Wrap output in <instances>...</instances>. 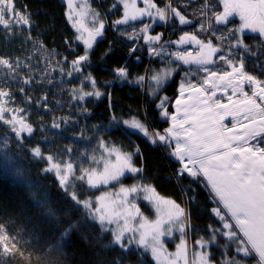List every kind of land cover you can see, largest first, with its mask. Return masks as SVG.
Here are the masks:
<instances>
[{
  "label": "trees",
  "instance_id": "obj_1",
  "mask_svg": "<svg viewBox=\"0 0 264 264\" xmlns=\"http://www.w3.org/2000/svg\"><path fill=\"white\" fill-rule=\"evenodd\" d=\"M88 1L94 13H98L104 23L103 35L88 50V63L81 68V72L77 73L75 78L64 85L63 80L52 81V77L46 76L44 92L51 96L59 95L58 98H61L66 90L67 100L70 97V95L68 97V84H70L79 88L78 93L99 90L104 95L99 98L94 95L85 96L83 100L76 102L78 107L89 113L84 115L89 116L85 122L89 128L78 126L82 129L83 141L65 139L58 142L55 139L46 142L43 148L45 160L50 154L58 159L61 158L64 163H76L77 175H81L82 168L88 169L93 165L87 157L91 151L97 157L101 140L105 141L109 148L122 147L126 152L139 147V153L134 156L133 163L143 171L128 177L133 182L139 180L140 182L136 183L155 189V192H152L153 205L156 199L171 200L185 209L187 214L185 223L188 226L185 228L184 237L190 245H195L201 237L208 239L211 234L209 226L222 229V222L212 212L216 207V201L211 198L210 190L205 186L202 177L194 178L184 173L182 179L177 178L181 165L171 155L173 149L169 147V141L161 143L158 137H155L157 142L152 143V140L143 134H126L122 129L114 130V127H108L109 123H116L111 122L113 117L118 121L137 118L146 125L149 134L150 132L166 134L164 131L169 124L167 118L161 116L162 110L157 105L166 96L168 98L166 106L170 109V103L176 97L180 83L187 80L200 83L196 79L194 64L176 62L174 59L171 64L176 67L173 77L167 79L160 90L153 94L157 85L149 78L158 73L164 63L159 57L149 59L144 47L146 33L136 31L138 21L114 26V22L123 17L122 5L117 0ZM19 2L28 7L29 12H34V8L40 9L35 19L42 23L37 27L43 31L45 43L42 47L34 44L29 46L27 55L31 61L37 56H42L45 58V65L53 67L58 63L61 65L66 58L75 60L84 54L83 45L78 43V40L73 50H69L68 45L65 44V40L73 36V30L64 16L66 6L63 0H19ZM212 2L217 4L219 10L218 0ZM203 3L204 0H171V6L178 8L191 21L190 25H181L177 18L175 19L177 25L169 24L164 29L159 24L162 22L158 18L151 20L154 22L147 19L148 22L143 21V24L154 23L149 30V36L162 35V41L173 42L167 44V51L177 47V43L174 42L178 41L185 32L196 34L197 38L205 43L209 39L215 42L216 38L210 30L198 31L199 23L203 18L199 10ZM114 4H117V7L114 8ZM158 5L161 6L159 3ZM211 22L214 26L224 28L223 31L235 26V23H228L226 26L217 24L214 18ZM213 25V30H216ZM129 36L133 38L129 39ZM50 38H53V42L48 41ZM0 40L5 41L3 35H0ZM256 40L259 42H254ZM243 42L250 46V52H245L239 47L229 49L227 40L223 43H215L218 44L216 47L223 48L225 52L234 53L237 64L243 57L244 71L255 76L259 81H264V47L261 46V38L251 36L250 39L243 38ZM69 45H72L71 40ZM186 45L188 51L190 48L192 55H195L194 44ZM119 67L128 70L126 80L116 77L113 70ZM223 71L230 72L231 68L225 67ZM89 74L91 79L95 80V85L91 80L85 79ZM141 76L145 77L144 81L135 82ZM129 81L133 82L129 83ZM65 107L66 105L63 106L64 109ZM99 123L108 127L105 133L95 129L96 124ZM90 124H94L93 128ZM89 131L95 132V135H87ZM256 141L264 147V139L260 137ZM65 150L67 152H63ZM11 156L16 161L14 152ZM45 160L43 167L39 162L20 164L24 168V174L17 183H12L0 175V225L4 226L3 235L9 238L11 245L8 253L5 254V246L0 244V264H114V262L115 264H156L148 254L139 251L135 245H132L129 251H124L118 245L112 244L111 230L107 227L102 229L98 220L88 217L87 210L73 201L70 192L60 186L56 175L52 171L44 170ZM75 177L73 181L82 189L79 199L83 200L87 198L89 192L83 190L84 183ZM122 182L125 180L120 184ZM140 207L144 209L146 216L159 218L155 206L149 210L147 205L140 203ZM48 208L55 212V216L48 214L46 211ZM77 222L79 226L67 238L61 240V233L68 229L70 224ZM181 237V232L177 230L174 240L179 242ZM165 242L170 243L169 240ZM226 242H228L226 237L218 236V244L214 243L213 247H210L214 264L227 259L235 252V245L229 248L223 247ZM13 247L16 251H13ZM257 259L254 254L244 258L246 264H255Z\"/></svg>",
  "mask_w": 264,
  "mask_h": 264
},
{
  "label": "snow or ice",
  "instance_id": "obj_2",
  "mask_svg": "<svg viewBox=\"0 0 264 264\" xmlns=\"http://www.w3.org/2000/svg\"><path fill=\"white\" fill-rule=\"evenodd\" d=\"M118 2L123 3L125 12L123 19L115 21L114 26L125 24L129 19H137V15H129V5L125 0H118ZM87 3L88 0H83L81 3L82 12L79 15L86 14L83 9L87 6ZM145 4V9L136 10L140 15H148L153 20L158 18L159 21L164 23L175 17L181 25L191 24V21L178 8L171 6V0H168L164 8L157 7L153 0H145ZM218 4L222 6L223 11L217 10V4H214L212 0H204L199 12L201 17L205 19L200 25L199 32L209 31L212 28L210 21L213 18L217 24L226 25V23L230 22L229 17L237 14L241 21L239 27L220 31L219 36H216V32L213 31L212 35L215 36L216 40L220 43L227 40L229 49L239 47L245 52H250V46L244 44L243 40L238 38L243 30L250 29L252 32H259L261 46L264 47V0H218ZM113 7H117V4H114ZM132 7L135 8V0H132ZM69 8V18L73 19L71 0H69ZM152 9H155L154 13L151 11ZM96 19H99L98 13L94 15V20ZM14 23L30 24V14H26V8L23 12L17 10L14 0H0V25H3L6 30H10ZM205 23L208 24L207 28ZM103 28L104 23L101 21L100 26L94 28V30L89 31L87 28L77 29L81 32V35L77 36L76 39L83 41L85 53L72 61V71L80 72L81 68L87 65L89 60L88 50L93 47V41L102 35ZM150 28V24H145L140 32L142 34L147 33ZM84 32H87L86 37L83 34ZM132 38V36H129V39ZM161 38V35L155 37L144 35V40L149 45V55H159L164 51L163 44L159 49L154 47V43L160 41ZM234 38L235 43H233ZM174 43L181 45L194 44L199 48L195 55H192L191 51H177L169 53V55L174 56L176 60L185 64L198 65L201 71L208 73L211 79H205L203 85L211 86L213 90L211 95L207 94L209 89L190 84L188 85L189 93H196L197 95L193 96L190 94L187 100L182 99L181 97L185 94V85L182 83L181 96L175 102L178 114L170 117L172 124L170 128L165 129L166 134L164 135L153 133L149 136L145 124L136 118L120 122L116 117H113V121H116L114 130H120L124 126L134 133H142L144 136L149 137L152 143L157 142L155 137H158L161 143L168 142L170 139L174 140L176 146L171 155L182 165L181 169L178 170L177 178L182 179L185 172L190 177L204 178L206 181L205 186L210 189L211 198L223 206L222 208L215 207L212 209L215 216L222 222V229L210 225L211 234L209 238L201 237L196 243L207 249L210 244H218V236H224L230 243L226 242L223 247L229 248L231 245H235L233 254L229 255L227 259L215 262V264H246L244 258L250 257L253 253L258 257L256 264H264V147L249 143V141L255 140L257 137L264 139V81H259L255 76L246 73L244 71V58L241 57L237 64L234 60L235 54L228 51L219 55L218 58L230 67L231 71H226L219 75L218 80L220 83H217L215 78H217L218 74L211 72L206 66L214 64L215 61L212 60V55L222 52L223 49L214 46L212 39L205 43L203 40L198 39L196 34L187 32ZM253 55L255 54L253 53ZM0 64L6 65L15 71L12 63L7 59L0 57ZM113 71L117 78L127 79L128 70L125 67L115 68ZM173 71L174 69L171 68H163L151 76L150 79L157 85L153 94L160 90L165 81L171 77ZM71 74L72 72H69V75ZM233 77H235V80H233ZM85 79L91 80L93 85L96 83L95 80L91 79V74ZM144 79L145 77L141 76L135 82H143ZM28 82V80L25 81V83ZM131 82L133 81H129V83ZM245 82L250 86H256L251 96L244 92L243 85ZM221 88L224 90L231 88L234 95L239 93L243 98L233 101L230 96L229 104L220 103L218 100L213 102L215 92ZM9 95L10 93L0 90V101H2L3 97ZM93 95L99 98L104 94L99 90L87 93L82 92L79 98L83 100L85 96ZM73 98L75 99L76 97L73 96ZM167 102L168 98L163 97L157 107L165 108ZM181 111L183 115L179 116ZM5 112L13 113L11 119H5ZM23 113V109L5 108L3 103H0V121L11 128L18 143L21 133H32L33 131L32 126L25 122ZM224 115L233 117L232 128H227L223 124ZM161 116L167 117V111L162 112ZM238 116L241 119H237ZM53 126L59 127L56 124ZM4 143L7 146V138H5ZM169 146L171 145L169 144ZM99 147L104 149L107 157L102 154L97 159L93 153L89 160L97 165L103 163V170L82 168L81 175L75 177V179L86 182L89 187L95 188L98 184L108 185L110 181L119 183L120 177L126 171L133 174H139L143 171L142 168L134 166L133 163L134 156L139 153V147L127 152L122 147L113 146L110 149L103 140L100 141ZM32 153L37 158H44L39 147L32 149ZM113 155H115L116 163H112L109 159ZM52 159L51 156L48 157L50 162ZM53 170L57 173L60 186L67 189L70 186L69 177L74 175L73 164L60 161L45 169L47 172ZM141 190L155 192V189H150L147 185L143 186V189H141L140 185H133L130 188L121 186L116 193H105L103 196L96 197L95 206H93L90 199H79L81 193L76 191L71 193V198L87 210L88 217L98 220L102 229H104L106 222L117 225L115 229L111 230L113 236L112 244L118 245L124 251H129L131 246L135 244L137 249L143 253L150 251L152 256L157 259L158 264H160V250L163 248L160 237L171 235L174 228L184 235L185 228L188 226L185 223L187 214L185 209L174 201L156 199L154 206L159 218L148 223L147 218L143 217L140 209L134 203L130 206L128 204L129 195L138 194ZM112 196L117 197V199H111ZM144 198L149 201L154 199L152 196H145ZM133 210L140 215L142 220L138 228H133L130 223L133 218ZM46 211L50 216H55V212L52 209L48 208ZM229 218L231 222H229ZM121 220H123L122 225L120 224ZM78 226V222L70 224L69 228L61 233V240L67 238ZM225 229L227 231H224ZM3 233L4 226L0 225V244L5 246L4 252L7 254L11 245L9 238ZM125 233H131L126 238V242H124ZM137 233H139L138 239ZM184 245L185 241L182 239L181 244L177 246L178 253L176 256L177 259L183 258L185 264H188ZM13 251H16L14 247ZM193 256L191 264H213L211 254L208 251L194 253ZM168 264H173V261L168 260Z\"/></svg>",
  "mask_w": 264,
  "mask_h": 264
},
{
  "label": "rangeland",
  "instance_id": "obj_3",
  "mask_svg": "<svg viewBox=\"0 0 264 264\" xmlns=\"http://www.w3.org/2000/svg\"><path fill=\"white\" fill-rule=\"evenodd\" d=\"M63 2H64L66 9H67V15H68L67 21L70 24L76 26L75 31H74L76 37L81 35V32L77 30L78 28H87L89 31H91V30H94V28L100 26V23L102 20L100 18L94 20V15L96 13H94L93 7L89 3V1L87 3V6L83 9V12H85L86 14L79 15V13L82 12L81 3L83 2V0H71V2H72L71 13H72L73 19L69 18V12H70L69 0H63ZM117 2H118V0H117ZM125 2L128 3V5H129V8H128L129 15L130 16L133 14L137 15L136 20L129 19L128 22H137L138 21L136 23V28H137L136 31H140L145 25V24H143L142 20H146V19H148L150 21L152 20V17H150L148 15H140L139 12L136 11V10L146 8L145 0H135V8L132 7V0H125ZM153 3H155L157 5V7H159V5H158V3H159L161 5L160 8H164L165 4L168 3V0H153ZM119 4L122 5L123 17H124V12H125L124 5H123V3H119ZM152 10L151 11L154 13L155 9H152ZM219 11H223L222 6H220ZM235 16H237L239 18V20H232L231 22H228V23H235V26H233V27L237 28L241 24V21H240L239 15H234V17ZM123 17H122V19H123ZM174 18L175 17H173L167 23L163 22L165 27L167 25H169L170 23H171V25H175V24L177 25L178 22ZM204 19L205 18H202L201 22L199 23V28H200V25ZM151 22H154V21H151ZM210 23L213 25V23L211 21H210ZM228 23H226V25ZM226 25H224V26H226ZM205 27H208L207 23H205ZM213 27L214 28L216 27V30H213V28H211L210 31H211V34L213 31H215L216 36H219L220 31H223V29H224V28L222 29V28H219V27L214 26V25H213ZM104 30H105V26L102 29V35H103ZM250 32H252L250 29H245V30H243L242 33L239 34L238 38L243 40V38H247V36H248L247 34H250ZM83 34L85 37L87 36V32H84ZM102 35L97 37L96 40L93 41V45L95 44V42H97L102 37ZM161 37H162V35H161ZM214 40L216 43H219L216 39H214ZM215 42L213 41V45L217 46L218 44H216ZM254 42L258 43L259 40H256ZM78 43L83 45L84 53H85V46L83 44V41L78 40ZM157 43H158L157 49H159L162 44H163L164 48H166L167 44H168L167 42H164V40L162 41V38L160 41H157ZM147 44L148 43H146V45ZM154 47L156 48L155 43H154ZM187 48H188V46L186 44H183V45L177 44L176 48L169 50L168 56H170V58H171L169 60V61H171V63L168 62L166 65H163L162 68L159 69V71L163 68H171V69H174V71L172 72V75H173L175 73L176 67L171 66V64L173 63V60L175 59V57L169 55V53H175L177 51L186 52V51H188ZM221 49H223V48H221ZM193 50L196 54L199 51V48H197V46L194 45ZM189 51H191L190 48H189ZM224 52L225 51L223 49L222 52L213 54L212 60L215 61V63L209 64L206 66L210 69L211 72H216L218 74L217 78H215V81L217 83H220V81L218 80L219 75H222L224 73L223 68L228 67L223 61H220L218 58L219 55L224 54ZM240 52H242V51L240 50ZM2 53L5 54V51L1 52L0 55ZM147 53L149 54V45H148ZM151 56H154V55H151ZM44 61H45V58L42 56H37L36 58H34V61L32 62V67H31L32 70L29 72V74L35 75L38 77H42L43 80H44V77H46V76L52 77V79H51L52 81L60 79L61 81L63 80L65 83L64 85H66V83H68L69 80L75 78L77 73L81 72V71L80 72L72 71L71 63L73 60H67L66 59L65 64L62 61L61 65L58 63L53 67H49L52 65H45ZM175 61L179 62L176 59H175ZM42 64H43V66H42ZM26 69H27V67H26ZM193 69L196 71V75H197L196 79L198 81H200V83L188 81V80H187L188 82L184 81L183 84L185 85V88H184L185 94L181 98L185 99V100H187V98L190 94L193 96L197 95L196 93H189L188 85H190V84H195L197 86H202L206 89H209V91L207 93L208 95H211V92L213 91L211 89L210 85H203V81L205 79H211V77H209V74L201 71L200 66L195 65V64L193 65ZM69 72H72V74L69 75ZM172 75L169 78H172L173 77ZM149 80L151 81L150 78H149ZM233 80H235V77H233ZM43 83H44V81H43ZM181 84L182 83H180L178 86V91H177L176 97L170 103V109H168L167 106L165 108H160L162 110V112H164L166 110L168 113V116L166 117L168 124H169L168 128H170L171 124H172L170 117L172 115L178 114L177 113V106H176L175 102H176L177 98L181 96V92H180ZM68 86H69V91H70V92L69 91L68 92H69V95L71 94V96L69 97V99L63 101V104L66 105L65 109L62 107V109L59 110L58 112H56L54 115H52V117H49L48 119H44L43 121H41L40 124L37 125V127L34 126L35 128H37L39 130L37 132L33 133L32 135L30 133H27V134L21 133V138L19 140V143L17 142V138L15 136V133L11 130V128L8 125H5L2 121H0V175L1 176L10 180L12 183H17L23 177V174H24V168L21 166L22 164H24V163L36 164L37 162H39L40 166L43 167L44 166L43 160H45V154L43 153V148L47 144L46 142H49V141H52L55 139L58 142L65 141V139H70V140H73L76 142L83 141L84 135H82V129L78 128V126L81 125L83 127L85 126L86 128H89V126H87V124H85L86 118L89 116H87V117L84 116L85 114H89V113L88 112L86 113V110H84L82 107H78L76 104L77 101H80L79 97L82 94L80 92L78 93L79 88H77L75 85L71 86L70 84H68ZM255 87L256 86H254V85L250 86L247 82H245L243 85L244 92H246L248 94V96L252 95L253 89ZM248 89H250L252 91L249 92ZM73 96H75L76 98L74 99ZM230 96L232 97L233 101H238V100L243 98L242 95L239 93L234 95L231 88H228L227 90H224L223 88H221L220 90H217L215 92V97L213 98V102L218 100L220 103L229 104L230 103V101H229ZM160 102L158 103V105L160 104ZM75 114H77L78 117ZM221 114H223V113L221 112ZM12 115H13L12 112H9V113L5 112L4 113V117L6 120L11 119ZM182 115H183V112L181 111L179 113V116H182ZM237 119H241V117L238 116ZM70 122H73V123H70ZM111 122H116V121H113V119H111ZM120 122H122V121H120ZM54 124L59 125V127H54L53 126ZM223 124L227 128H232L233 127V117L230 115H224ZM90 125H91L90 127L93 128L94 124H90ZM113 125H114L113 123H109L108 127L113 128L114 127ZM108 127H105L103 123H99V124H96L95 129H98L99 131L105 133L107 131L106 128H108ZM145 127H146V125H145ZM121 129L126 134H134V135L135 134H142V133H134L131 130H128L124 126H122ZM146 130H147V127H146ZM164 133H165V131H164ZM152 134H153V132H150L149 136ZM87 135L93 136V135H95V132L89 131ZM5 138H7V146H5V143H4ZM259 138L260 137H257L255 140L249 141V143L250 144H256L259 147H261V145L256 141ZM27 139H28V142H27ZM169 142H170L169 144L171 145L169 147L171 149H173V151H174L175 146H176L175 141L170 139ZM37 147H39L41 152L43 153V157H44L43 159L37 158L33 155L32 149H35ZM107 147L109 148V146H107ZM110 149H111V147H110ZM81 150H83V149H81ZM13 152H14L16 161H14L12 156H11V153H13ZM63 152H67V151L65 150ZM73 153H74V151L72 150V155H73ZM93 153L94 152L91 151L90 155L87 158L89 159V157ZM102 154L107 157V154L105 153L104 149L99 148V150L97 152V159H99ZM49 156H51L53 158L51 162L48 160ZM73 157H74V155H73ZM56 158H57L56 156L50 155V154L48 156H46L45 169L51 167V165L53 163H58L62 160L61 158L60 159L57 158L58 160ZM109 159L112 161V163H116L115 155L109 157ZM65 163H69V162H65ZM72 164H73L74 175L69 177L70 186L67 189L63 188L65 191H69L70 195L73 191H76L78 193H80V191H82V189L80 187H77L75 182L73 181L74 177L78 173V168L75 167L76 163H72ZM180 165H181V163H180ZM61 166L63 167V165H61ZM181 167H182V165H181ZM91 168H98L100 171H102L103 170V163H101L99 165L93 164L88 169L90 170ZM52 172L58 178L56 171L53 170ZM133 175H136V174L128 173L126 171L125 174L122 177H120V182L122 180H125V182H122V184H120V182L117 183L116 181H110L108 185L98 184V185H96L95 188L89 187L86 182H83L84 183V186H83L84 189L83 190H85V192H89L87 198H85V199H90L93 203V206H95L96 197L103 196L105 193H109V194L116 193L120 190L121 186L130 188L133 185H140L141 189H143V186H145V185L140 184V183H136V182H140L139 180H135L133 182L131 180V178L128 177V176H133ZM79 176L80 175H77V177H79ZM202 179L204 180L203 177H202ZM204 183L206 184L205 180H204ZM145 196H152V192L151 191L145 192V191L141 190L138 194H130L128 197V204L130 206L131 204L134 203L136 205V207L140 209V213L143 215V217H146L147 222L150 223V222L156 221L157 218L155 216L154 217L153 216H146L144 213V209L142 207H140V203L147 205L149 207V210H152V208L154 207L153 201L146 200L144 198ZM111 199H117V197L112 196ZM216 207L222 208L223 206L219 205L218 202H216ZM141 222H142V220L140 219V215L135 213V211L133 210V218L130 220L132 227L138 228L139 225L141 224ZM229 222H231V221H229ZM120 224L121 225L123 224V220L120 221ZM104 227H107L110 230H112V229H115L117 227V225L115 223L108 224L106 222ZM165 227H167V225H165ZM174 234H177L176 228L173 229V232L171 235H163L160 237V239L163 243V248L160 250V256H159L160 264H168V260H172L173 264H185V260L183 258L177 259V256H176V254L178 253V247L177 246L181 244L182 239L185 241V245H184V247L186 249L185 255H186L188 264H191V261L194 258V256H193L194 253H199L202 251H208L211 254L210 247H213V244H210L207 249H204L201 247V245H199L197 243H195V245H190L187 242V240L185 239L184 235H182L179 242H177L174 240ZM130 235H131V233H125V241L124 242H126V238ZM136 236L138 239L139 233H137ZM165 240H169L170 243H166ZM133 245H135V244H133ZM145 254H148L150 256V258H152V260L156 264H158L157 259L152 256L150 251L145 253ZM253 254L256 255L255 253H253ZM213 264H214V262H213Z\"/></svg>",
  "mask_w": 264,
  "mask_h": 264
},
{
  "label": "flooded vegetation",
  "instance_id": "obj_4",
  "mask_svg": "<svg viewBox=\"0 0 264 264\" xmlns=\"http://www.w3.org/2000/svg\"><path fill=\"white\" fill-rule=\"evenodd\" d=\"M14 3L19 11L23 12L26 8V14H30L31 23H14L10 30H6L3 25H0V35H3L5 40L3 41L4 43L0 40V53L5 51V54H2L0 57L9 60L15 69V71H13L6 65L0 64V90L10 93L9 96L3 97L0 103H3L5 108L23 109L25 122L27 124L30 123L29 125L32 126L33 131L30 133L32 135L37 130L35 127H37L41 121L52 117V115L62 109L64 105L63 101L66 100V90L61 98H58L59 95L51 96L50 94H45L43 78L29 74L32 70L31 67L33 62V59L31 61L30 57L27 55L29 46L34 44L38 47H42L45 43L43 31L39 30L37 27L42 23L35 19L37 16L36 14H38L37 11L29 12L28 7L19 2V0H14ZM234 15L237 14H233V16L229 17L230 22L232 20H239V18L237 16L234 17ZM70 25L72 26L73 36L69 40H65V44L68 45L69 50H73L77 41L76 35L74 34L76 26ZM247 35L249 39L251 36L260 38L259 34L256 32H250V34ZM70 40L72 41V45H69ZM48 41L53 42V38H50ZM66 59L63 61L64 64L66 63ZM26 80L29 82L25 83ZM90 83L91 82H89V84ZM23 133L27 134L28 132Z\"/></svg>",
  "mask_w": 264,
  "mask_h": 264
},
{
  "label": "bare ground",
  "instance_id": "obj_5",
  "mask_svg": "<svg viewBox=\"0 0 264 264\" xmlns=\"http://www.w3.org/2000/svg\"><path fill=\"white\" fill-rule=\"evenodd\" d=\"M39 10H40V9H34V12L37 11V13L39 14ZM152 11H153V10H152ZM64 16H65L66 18L68 17V15H66L65 13H64ZM174 19H176V18H174ZM142 21L148 22L147 19H146V20H142ZM126 24H127V23H126ZM159 24H161V26H163V29H164L165 25L163 24V22H162V23H159ZM170 24H171V23H170ZM150 25H151V27H152V26L154 25V23H151ZM149 30H150V29H149ZM149 30H148V32L146 33V35H149ZM258 34H259V33H258ZM153 37H155V35H154ZM155 45H156V48H157L158 43L155 42ZM144 47H145L146 50H147V49H148V44L146 45V43H145V44H144ZM148 57H149V59H150V58H153V57H159L160 60L163 61L164 65H166V64L169 62V60L171 59L170 56H168L167 48H164V51L161 52L159 55L151 56V55L148 54ZM162 57H163V59H162ZM248 91L250 92V91H252V90L248 89ZM258 102H259V101H258Z\"/></svg>",
  "mask_w": 264,
  "mask_h": 264
},
{
  "label": "water",
  "instance_id": "obj_6",
  "mask_svg": "<svg viewBox=\"0 0 264 264\" xmlns=\"http://www.w3.org/2000/svg\"><path fill=\"white\" fill-rule=\"evenodd\" d=\"M256 33H259V32H256Z\"/></svg>",
  "mask_w": 264,
  "mask_h": 264
}]
</instances>
